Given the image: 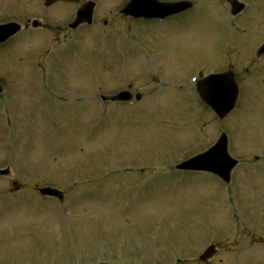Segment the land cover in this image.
<instances>
[{
  "label": "rangeland",
  "instance_id": "374dc122",
  "mask_svg": "<svg viewBox=\"0 0 264 264\" xmlns=\"http://www.w3.org/2000/svg\"><path fill=\"white\" fill-rule=\"evenodd\" d=\"M45 1L0 0V22L72 19L66 0ZM99 1L98 16L121 2ZM194 1L177 24L117 17L74 39L40 42L51 35L27 30L0 44V167L11 170L0 176V264H161L166 255L195 264L209 241L243 264H264V55L251 54L264 42V0H241L234 18L225 0ZM224 62L236 63L240 88L223 125L231 154L245 159L229 187L174 168L219 133L189 79ZM153 75L159 82L145 89ZM134 78L149 102L89 100L94 87ZM47 186L63 198L41 196ZM219 258L238 264L227 252Z\"/></svg>",
  "mask_w": 264,
  "mask_h": 264
},
{
  "label": "water",
  "instance_id": "95a60500",
  "mask_svg": "<svg viewBox=\"0 0 264 264\" xmlns=\"http://www.w3.org/2000/svg\"><path fill=\"white\" fill-rule=\"evenodd\" d=\"M227 1L229 3H231L232 8H233V13L239 11L242 8V5L235 2V0H227ZM19 28L20 27L18 25H15V24H7V25L0 26V41H4L6 38H8L12 34H14L17 30H19ZM262 51L263 50L261 49L259 52L261 53ZM219 76L221 78L219 83L224 85L226 88L229 87L228 104L226 106H223V107H219V106L215 105L213 108L217 111V113L219 114L220 117H223L227 113V111H229L232 108V106L234 104V101H235L236 96H237V87L235 85L233 76L231 75L230 72L222 73ZM220 146H222L223 149L221 147L217 153L220 155V158L223 161H225V163H223L221 161V159L219 158L218 155H214L213 158H217L220 160L219 166L224 165V170L222 171V173H224L225 170L226 171L230 170V168L234 164V162H232L225 153L226 141H225L224 137L216 145V148L218 149ZM222 173H220V175L227 182L229 179L228 172L225 175H223ZM44 192L52 194V192H47V191H44ZM55 194H56V192L54 191L53 195H55Z\"/></svg>",
  "mask_w": 264,
  "mask_h": 264
}]
</instances>
